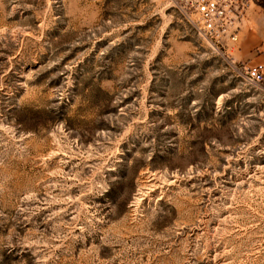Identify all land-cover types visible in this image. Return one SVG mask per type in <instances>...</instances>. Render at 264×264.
I'll return each instance as SVG.
<instances>
[{
	"label": "rangeland",
	"instance_id": "374dc122",
	"mask_svg": "<svg viewBox=\"0 0 264 264\" xmlns=\"http://www.w3.org/2000/svg\"><path fill=\"white\" fill-rule=\"evenodd\" d=\"M190 1L0 0V264H264V0Z\"/></svg>",
	"mask_w": 264,
	"mask_h": 264
},
{
	"label": "built area",
	"instance_id": "2783aa9c",
	"mask_svg": "<svg viewBox=\"0 0 264 264\" xmlns=\"http://www.w3.org/2000/svg\"><path fill=\"white\" fill-rule=\"evenodd\" d=\"M256 0H191L203 36L228 47L239 48L247 28V15ZM246 81L251 87L262 86L264 93V64L253 63L245 67Z\"/></svg>",
	"mask_w": 264,
	"mask_h": 264
},
{
	"label": "crops",
	"instance_id": "0c3cea01",
	"mask_svg": "<svg viewBox=\"0 0 264 264\" xmlns=\"http://www.w3.org/2000/svg\"><path fill=\"white\" fill-rule=\"evenodd\" d=\"M258 8L259 6H257L256 4L252 5L247 15V20H248L247 28L242 36V41H241V44L245 41L247 47H254L257 44L254 25L256 24V20H257ZM259 60L260 63L264 64V56H260Z\"/></svg>",
	"mask_w": 264,
	"mask_h": 264
},
{
	"label": "bare ground",
	"instance_id": "6f19581e",
	"mask_svg": "<svg viewBox=\"0 0 264 264\" xmlns=\"http://www.w3.org/2000/svg\"><path fill=\"white\" fill-rule=\"evenodd\" d=\"M206 38H208V36H205ZM259 87V89H262V86H258Z\"/></svg>",
	"mask_w": 264,
	"mask_h": 264
}]
</instances>
